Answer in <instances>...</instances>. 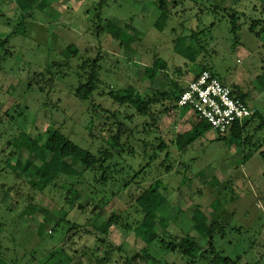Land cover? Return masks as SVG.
Masks as SVG:
<instances>
[{
  "label": "rangeland",
  "instance_id": "1",
  "mask_svg": "<svg viewBox=\"0 0 264 264\" xmlns=\"http://www.w3.org/2000/svg\"><path fill=\"white\" fill-rule=\"evenodd\" d=\"M105 1L100 7L101 0H0V264H93L94 258L83 250L103 252L101 243L84 233L93 214L71 215L81 228L60 223L70 185L78 188L81 180L69 177L67 186H49L39 193L21 172L27 156L16 144L22 134L36 138L59 131L98 155L110 145L101 111H94V105L120 111L124 123L135 128L114 162L117 182L102 189L88 171L80 189L102 207L98 229L108 236H98L128 254L141 252L145 243L132 232L142 218L136 198L157 183L166 199L161 213L171 220L165 239L192 233L205 247L204 231L218 221L226 226L225 237L215 239L224 257L237 264H264V0H168L172 14L165 23L159 21L161 0ZM235 13L233 31L230 16ZM107 20L117 28L112 35L99 30ZM120 31L129 40L123 42ZM69 46L78 50L70 58L63 53ZM192 46H197V55L189 62L181 51ZM98 56L100 85L89 101L79 100L77 88L86 81L81 65ZM157 61L164 69H156L154 78L147 76L146 69ZM202 68L257 112L242 139L210 129L181 151L176 141L196 125L193 112L171 110L151 129L147 117L108 96L113 90H135L152 100L158 115L168 107L160 95L173 82L186 87ZM163 142L167 146L161 149ZM100 190L105 194L99 195ZM113 192L117 197L109 200ZM196 211L207 221L195 227L189 219ZM116 212L130 230L121 221L107 226L105 221ZM37 216L48 218L49 234L42 238L36 235ZM153 247L158 259L185 264L179 255L162 252L158 244Z\"/></svg>",
  "mask_w": 264,
  "mask_h": 264
},
{
  "label": "trees",
  "instance_id": "2",
  "mask_svg": "<svg viewBox=\"0 0 264 264\" xmlns=\"http://www.w3.org/2000/svg\"><path fill=\"white\" fill-rule=\"evenodd\" d=\"M105 2V0H101L99 4L100 7H102ZM158 9L160 11L159 21L165 23L172 14L169 1L161 0L158 3ZM236 15L237 13L230 16L232 19L231 24L233 31H236L237 29V23L235 21ZM255 24L256 23L254 22L252 28H254ZM129 28L130 27L127 26V29ZM116 29V25L111 20H107L103 27H99L101 32L106 31L111 35ZM262 32L264 31L262 30ZM119 38H121L123 42L124 39L129 40L128 34L124 31H120ZM7 42L8 40L4 43ZM196 48L197 46H192L181 51V53L189 59V62H191L197 55L194 52ZM63 53L70 58L77 54L78 50L74 46H69ZM101 58V56H98L94 60L84 61L81 65V69L86 75V81L85 83H81L77 88L76 97L79 100L89 101L97 91L100 85L99 72L101 69ZM164 67V64L157 61L153 67L146 69V75L154 78L157 75V70L164 69ZM203 70L209 69H199L196 71L193 79H195ZM176 73L179 76L182 75L180 70ZM222 83L226 85L224 82ZM185 88L186 87L179 83L173 82L172 88L160 95L163 101H167L168 107L159 112V116L152 109V100H147L135 90H124L121 92L113 90L108 93V96L113 103L134 111L135 115L147 117L149 120L147 125H150L151 129H154L158 126L160 116L168 114L171 110L180 109L178 101ZM232 95L243 101V98L236 97L233 92ZM93 110L101 111L102 119L104 120L102 130L106 133L108 138L106 141L110 145V149H104L100 151L98 155H94L90 151L80 148L59 131L39 134L36 138L27 134H22L16 141V144L19 145V151L25 153L27 156L25 163L20 166L21 172L25 174L24 177L27 180V183L39 193H43L49 186L60 187L62 184L67 186L66 181L69 177L81 180V182L77 183L78 188H74L76 187L74 184L70 185L71 189L68 190L67 196L64 198V205L60 210V223H67L73 226L72 229H75V227L81 228V226H78V220H73L74 218H71V215L74 212H77L78 217L93 214V218L89 219L86 223V228L90 227L86 229L84 233L86 235L94 236L96 242L101 243L103 246V252L101 255H98L95 254L93 249L87 247L82 253L88 254V257H93V264H171L158 259L153 255L152 252L155 250L153 246L158 244L162 252L179 255L185 260V264H198L200 260H207L208 264H237V262L233 261L231 258L224 257L223 252H219L215 246V239L217 237H225L226 235V226L218 221L212 222L211 225L205 229V247L199 243L197 236L192 233H188L180 239H165L166 236L164 233L166 234L171 220L161 213L166 199L160 194L161 187L158 186L157 183L150 184L143 189L136 198V203L142 218L138 221L136 227L132 229V232L135 233L136 238L145 243V247L141 252L137 254H128L123 251L122 246H115L97 235L98 233L106 235L104 231L101 232L98 229L102 207L97 205L96 201L90 198L91 196L87 193L82 192V194L80 189L83 187V184H86L88 181L86 177L88 171H91L93 178L92 183L97 187L100 186L102 189L112 186L117 182L114 174L116 173V166L118 164H115L114 166V162H116L117 157H120V155L125 152L130 137L134 135L135 128L130 129L128 125L124 123V118L120 111L114 112L95 105L93 106ZM256 115L257 112L250 120L243 124L236 123L228 133H230L235 139H242L248 124L254 117H256ZM132 116L126 115L129 119ZM196 121V125H194L191 130L178 136L176 144L181 151L187 149L207 131L212 129L206 122L200 121L197 116ZM262 124H264V122H262ZM220 136L223 137V135ZM124 138H126V142H124ZM166 146L167 145L163 142L162 145H160V148L164 149ZM260 157L264 161V151L260 153ZM66 168L69 169L67 173L65 171ZM46 177L50 178L49 182L44 180ZM5 191L9 192L10 188L5 189ZM105 192L106 191L104 190L97 191L99 195H103ZM121 192H123L122 188L119 193ZM117 193L113 192L111 195L112 198L109 200L117 197ZM102 201L103 199L100 200V203ZM40 210L41 209L37 207V211ZM37 217L35 218V221L39 227L36 235L39 238H42L46 235V232L49 234V232L46 231L48 218ZM189 221L196 227L199 221L206 222L207 219L203 217L199 211H196ZM105 223L109 227L117 226L120 223L123 229H131L128 221L124 223L122 222V213L116 212L111 214ZM115 255L117 256V259H115Z\"/></svg>",
  "mask_w": 264,
  "mask_h": 264
},
{
  "label": "built area",
  "instance_id": "3",
  "mask_svg": "<svg viewBox=\"0 0 264 264\" xmlns=\"http://www.w3.org/2000/svg\"><path fill=\"white\" fill-rule=\"evenodd\" d=\"M178 106L193 112L220 135L227 134L236 123L250 120L256 113L252 106L233 97L231 89L209 70H203L187 84Z\"/></svg>",
  "mask_w": 264,
  "mask_h": 264
},
{
  "label": "crops",
  "instance_id": "4",
  "mask_svg": "<svg viewBox=\"0 0 264 264\" xmlns=\"http://www.w3.org/2000/svg\"><path fill=\"white\" fill-rule=\"evenodd\" d=\"M226 84V83H225ZM227 85V84H226ZM251 106V105H250Z\"/></svg>",
  "mask_w": 264,
  "mask_h": 264
}]
</instances>
